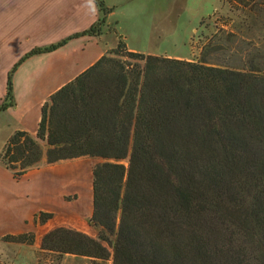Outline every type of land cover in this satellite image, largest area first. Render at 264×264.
I'll list each match as a JSON object with an SVG mask.
<instances>
[{
	"label": "trees",
	"instance_id": "trees-1",
	"mask_svg": "<svg viewBox=\"0 0 264 264\" xmlns=\"http://www.w3.org/2000/svg\"><path fill=\"white\" fill-rule=\"evenodd\" d=\"M94 2L90 29L13 68L0 112L15 106L13 75L26 59L105 35L114 8ZM227 35L199 61L131 52L120 39L50 97L36 137L13 134L0 163L16 178L44 159L103 160L93 170L98 237L58 228L42 250L113 264H264V46L236 49V33ZM222 51L236 62H209ZM53 217L40 213L35 224ZM3 240L34 245L36 236Z\"/></svg>",
	"mask_w": 264,
	"mask_h": 264
},
{
	"label": "crops",
	"instance_id": "crops-1",
	"mask_svg": "<svg viewBox=\"0 0 264 264\" xmlns=\"http://www.w3.org/2000/svg\"><path fill=\"white\" fill-rule=\"evenodd\" d=\"M104 1L114 8L104 36L72 38L54 52L29 57L17 68L13 75L15 106L0 112V153L16 131L36 137L42 108L50 97L95 65L117 46L118 40H123L131 52L181 60L177 52L189 43V36L197 31L204 16L198 8L192 15L194 4L190 0ZM174 1L184 2L182 9L174 8ZM99 18L94 0H0V106L7 95L10 72L27 54L85 32ZM110 30L116 39L109 38ZM127 35L134 36L132 44ZM101 161L80 158L50 165L44 159L40 167L19 178L0 163V243L6 236L34 233L35 245L40 246L43 238L58 228L95 238L96 231L90 224L94 211L93 170ZM85 162L91 165L88 205L68 213L60 205L68 208L71 195L81 203L78 190L85 189ZM73 187L77 191L70 190ZM40 213L53 214L54 218L45 225H36ZM61 214L68 216L65 222Z\"/></svg>",
	"mask_w": 264,
	"mask_h": 264
},
{
	"label": "rangeland",
	"instance_id": "rangeland-1",
	"mask_svg": "<svg viewBox=\"0 0 264 264\" xmlns=\"http://www.w3.org/2000/svg\"><path fill=\"white\" fill-rule=\"evenodd\" d=\"M191 3L194 4V6H192L194 9L192 15H196L198 8L199 13L201 12L204 16L197 28V31L193 35L189 36V43L186 46L182 45L177 52L178 54L176 53L177 55H181V57H183L181 60L199 61L204 53L209 52V42H215V45H227L229 36L227 34L230 32L236 33L238 37L236 49H244V47L251 42L255 43L258 48H263L264 0H190V4ZM176 6V9L180 10L184 6V2L177 3L174 1V8ZM193 21L194 17H191V23H193ZM223 29L225 32H222ZM110 32L109 38L116 39L117 36L114 35V32H112V30H110ZM123 35L126 36V34ZM133 37L127 35L130 44L133 43ZM232 53V51L213 52L212 54H209L207 59L213 64L235 63L236 58H233ZM43 146L46 149L45 143H43ZM83 159L88 160L98 158ZM101 162H103V160ZM89 164L90 163L85 162L83 169L85 175L82 178L86 182L85 189L78 190V192L81 193V203H79L76 198L75 200L77 201H74L72 198L73 195H71V205L68 208L60 205L61 210L71 212L77 211L78 207L82 209L87 207L89 189L88 180H90L88 173L91 168V165ZM70 190L77 191V188L73 187L70 188ZM60 216L61 221L64 220L63 222H65L68 218L65 214H61ZM97 237L98 232L96 231L95 238ZM3 239L2 243H0V264H113L112 260H91L73 255L67 256L59 253H51L49 251L42 250V244L40 246H36L35 244L28 245L4 241ZM74 257L76 259H74Z\"/></svg>",
	"mask_w": 264,
	"mask_h": 264
}]
</instances>
